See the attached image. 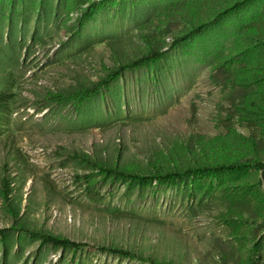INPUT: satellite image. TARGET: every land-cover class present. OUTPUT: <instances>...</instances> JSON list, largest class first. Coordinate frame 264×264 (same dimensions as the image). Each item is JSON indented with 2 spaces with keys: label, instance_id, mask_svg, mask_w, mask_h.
Wrapping results in <instances>:
<instances>
[{
  "label": "rangeland",
  "instance_id": "obj_1",
  "mask_svg": "<svg viewBox=\"0 0 264 264\" xmlns=\"http://www.w3.org/2000/svg\"><path fill=\"white\" fill-rule=\"evenodd\" d=\"M260 165L264 0H0V264H264Z\"/></svg>",
  "mask_w": 264,
  "mask_h": 264
},
{
  "label": "trees",
  "instance_id": "obj_2",
  "mask_svg": "<svg viewBox=\"0 0 264 264\" xmlns=\"http://www.w3.org/2000/svg\"><path fill=\"white\" fill-rule=\"evenodd\" d=\"M260 166L264 170V165H260ZM244 167L245 166H243V165H230V166L219 167V168L214 169V170H225V169L236 170V169H242ZM112 172H113V174L115 173V171H112ZM44 241L48 244L54 245L55 247H61V246L78 247V246H80L78 243L72 242V241L67 240V239H61V238L55 237L53 235H46L44 237Z\"/></svg>",
  "mask_w": 264,
  "mask_h": 264
}]
</instances>
